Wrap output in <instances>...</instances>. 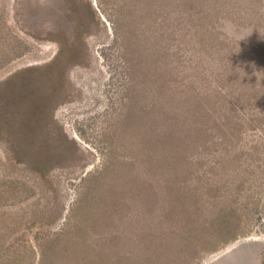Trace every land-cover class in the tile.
Here are the masks:
<instances>
[{
	"label": "rangeland",
	"instance_id": "374dc122",
	"mask_svg": "<svg viewBox=\"0 0 264 264\" xmlns=\"http://www.w3.org/2000/svg\"><path fill=\"white\" fill-rule=\"evenodd\" d=\"M10 77L0 264H264V0H0Z\"/></svg>",
	"mask_w": 264,
	"mask_h": 264
},
{
	"label": "trees",
	"instance_id": "16d2710c",
	"mask_svg": "<svg viewBox=\"0 0 264 264\" xmlns=\"http://www.w3.org/2000/svg\"><path fill=\"white\" fill-rule=\"evenodd\" d=\"M132 23L133 22H131V24ZM12 78H15V77H12ZM12 78L10 77L7 80H5L4 82L0 83V97H2L3 91L5 90V86L8 85L9 81ZM220 122L223 123V125H226L227 118H225L223 121H220ZM229 123H230V121H229ZM150 143H152V141H150ZM151 149H152L151 147H148V149H147V152H148L149 156H151L153 158V160H154V161H152L150 163V167L152 168V171L154 170L153 172H155L156 174H159L162 177V180L164 181V183L165 184L167 183L166 185H169L170 183H172L171 182L172 179H170V176L175 175V174L177 176L179 174L178 169L181 168V163L179 161L176 162V161L173 160L175 165L171 166V165L168 164V165H166L168 167L164 170V168H161L159 163L158 162L156 163V161L157 160L159 161L161 159L163 162H167L168 163V161L170 159L172 160V157H171V154H170L171 152H167V149L164 147V150H166V151L160 149L159 152H157L158 153V155H157V154H153L152 151H150ZM152 150H154V149H152ZM150 153H152V154H150ZM160 170H163V172H161ZM65 232L70 234V235H73V232L70 229H68ZM55 241H56L55 239L50 237V238L47 239L46 243H43L41 245V262H42V264L46 263L47 260L49 261V263H51V259H50V253L51 252L50 251H51L52 245L54 244ZM66 254H70V252L67 251ZM93 264H94V262H93Z\"/></svg>",
	"mask_w": 264,
	"mask_h": 264
}]
</instances>
